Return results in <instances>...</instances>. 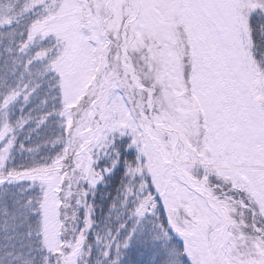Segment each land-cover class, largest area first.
I'll list each match as a JSON object with an SVG mask.
<instances>
[{
  "label": "snow or ice",
  "instance_id": "snow-or-ice-1",
  "mask_svg": "<svg viewBox=\"0 0 264 264\" xmlns=\"http://www.w3.org/2000/svg\"><path fill=\"white\" fill-rule=\"evenodd\" d=\"M49 125L63 150L17 168ZM137 241L264 264V0H0V264H123Z\"/></svg>",
  "mask_w": 264,
  "mask_h": 264
},
{
  "label": "trees",
  "instance_id": "trees-1",
  "mask_svg": "<svg viewBox=\"0 0 264 264\" xmlns=\"http://www.w3.org/2000/svg\"><path fill=\"white\" fill-rule=\"evenodd\" d=\"M53 132L52 125H49L48 129L45 132L40 133L38 137L42 144H44V148L40 149L44 153V156L41 157L39 153L34 154L30 157L29 153L25 152L22 155L18 154L16 156V166L19 168L22 164L25 166H29L32 161H38L41 159H46L47 157H54L59 154L63 149L59 146L52 148L48 147L47 141L43 139L44 136H50ZM59 134L58 132L56 133ZM65 139H67L68 133L65 132ZM21 143H25L27 147H38L35 143V139L32 141H25L23 137L20 138ZM66 146V145H65ZM127 158V157H126ZM121 177L122 173L117 172L113 178L108 181L107 186L104 184L99 185L97 188V195L95 197V213L96 217L104 218L109 214V210L111 204L116 199L118 193L120 192L121 186ZM26 183V182H25ZM161 204H163V198L160 199ZM89 204L92 203L90 199L88 201ZM162 211L167 214V209L163 208ZM87 210H84L86 216ZM91 240V236L89 237ZM121 258L123 260V264H154L156 260V253L153 251V246L144 241H137L130 245V247L124 250L121 254Z\"/></svg>",
  "mask_w": 264,
  "mask_h": 264
},
{
  "label": "rangeland",
  "instance_id": "rangeland-1",
  "mask_svg": "<svg viewBox=\"0 0 264 264\" xmlns=\"http://www.w3.org/2000/svg\"><path fill=\"white\" fill-rule=\"evenodd\" d=\"M153 189H154V185H153ZM153 194H155V192Z\"/></svg>",
  "mask_w": 264,
  "mask_h": 264
}]
</instances>
